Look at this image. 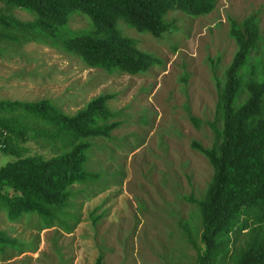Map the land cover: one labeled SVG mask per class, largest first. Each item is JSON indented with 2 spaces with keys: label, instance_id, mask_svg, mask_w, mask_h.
<instances>
[{
  "label": "rangeland",
  "instance_id": "rangeland-1",
  "mask_svg": "<svg viewBox=\"0 0 264 264\" xmlns=\"http://www.w3.org/2000/svg\"><path fill=\"white\" fill-rule=\"evenodd\" d=\"M252 12L260 37L248 56L254 63L264 56V0H215L203 15L177 13L176 27L158 37L118 19L123 34L160 60L137 74L88 67L0 23V98H48L71 114L97 94L110 93L106 106L119 110L110 119L118 123L109 137L89 138L85 168L98 177L71 186L83 191L72 200L69 211L76 219L66 218L68 231L59 224L44 227L34 213L10 219L0 209V230L13 243L0 250V264H95L98 254L101 264H194L201 248L200 210L185 197L203 198L213 169L191 142L208 147L213 141L206 120L220 125L214 105L236 49L229 19L240 21ZM0 13L6 20L32 18L2 0ZM86 22L73 14L68 25ZM244 95L239 93L238 103ZM190 115L200 120L197 125ZM21 145L49 155L31 138ZM12 157L0 151V165Z\"/></svg>",
  "mask_w": 264,
  "mask_h": 264
},
{
  "label": "trees",
  "instance_id": "trees-1",
  "mask_svg": "<svg viewBox=\"0 0 264 264\" xmlns=\"http://www.w3.org/2000/svg\"><path fill=\"white\" fill-rule=\"evenodd\" d=\"M22 8L32 18L6 20L26 38L49 42L88 67L107 72L137 74L160 62L150 51L141 50L134 37L123 34L120 19L136 31L161 36L176 27L177 13L200 16L215 0H2ZM73 14L86 19L82 27L71 28ZM229 33L236 49L223 71L214 105L216 119L206 120L213 133L210 146L196 141L212 165L203 198L186 196L200 210L194 264H264V56L248 62L249 52L259 40L257 17L249 13L242 20L229 19ZM2 35L10 36L2 33ZM2 48L0 47V53ZM218 83V80H216ZM244 99L238 103V95ZM110 93H99L68 114L48 98L20 100L0 98V151L13 157L0 165V209L8 218L34 213L42 224L61 225L73 199L83 189L76 183L95 180L98 173L85 168L89 138L109 137L119 114L106 106ZM194 125L200 121L190 115ZM27 138L46 146L49 155L28 152L21 142ZM242 235V238H239ZM12 241L0 230V250ZM101 264V254L95 259Z\"/></svg>",
  "mask_w": 264,
  "mask_h": 264
}]
</instances>
